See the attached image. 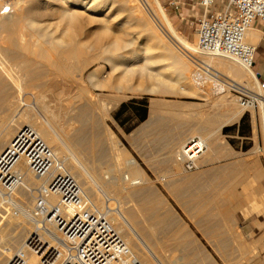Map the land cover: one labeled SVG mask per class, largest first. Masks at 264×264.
<instances>
[{"label": "bare ground", "instance_id": "obj_1", "mask_svg": "<svg viewBox=\"0 0 264 264\" xmlns=\"http://www.w3.org/2000/svg\"><path fill=\"white\" fill-rule=\"evenodd\" d=\"M94 1L90 3L88 0H11L8 5L12 7L6 6L8 7L7 10L0 12V28L6 32L3 43L5 45L1 44L3 40L0 43V264H8L11 257L17 252H23L27 264L37 263L38 257L29 251L25 243V240L30 237H34L36 242L44 244H54L56 241V230L49 224L41 225V219L36 216L35 212L38 197H42L48 206H56L58 204L57 196L46 194L49 184L58 175L71 178L79 189L81 198L98 211L106 214L115 231L128 246L133 259L142 264H157L155 261L156 253L154 254L156 250H153L154 252L150 250V252L145 248L146 246L140 245L130 226L131 223H137L135 213L142 210L136 200L145 194L144 188L150 181L145 173L146 171L138 165L135 158L126 149L116 147L118 140L115 139L113 133L103 122L108 107H105V102L104 104H99L102 98L94 99L88 89L79 86L80 88L73 96L75 102H67L69 104L63 106V102L68 101V98L58 97V89L53 90L54 87L56 88L53 80L57 75H60L59 73H74V56L76 55L77 57L80 53H83V49L88 46L94 51L89 56V59L93 60L92 62L99 57L105 61L112 62L111 73H106L103 66L96 67L89 72L87 78L94 87H104L102 84L105 82L112 84V87L117 90L139 94L152 91V86L155 84L159 85V87L173 84L179 90L187 88L185 91L193 88L198 90L200 87L198 88L195 85L196 83H193L195 81L203 89V85H205L203 84L205 83L203 81L204 75L197 68L192 70L190 64H187L182 55H180L182 53L188 58V53L195 52L196 41H189L183 34L177 32L158 0H131L133 4L129 8L136 10L138 8L137 4L145 5L144 7L159 24L157 28L179 53L174 51L170 45L165 44L166 42L162 36L159 37L154 31L153 34L157 36L159 42L163 43L164 46L160 47L157 42L154 46L149 45L147 47L148 42H145L141 43L137 48L132 46L133 42L129 39L124 45L122 44L128 47L127 53L117 51L120 49L121 44L114 39L107 42L103 41L99 44L95 43L94 45L80 42L81 40L76 39L74 35L68 34L64 38L50 36L49 32L55 30L56 26L53 29L54 26L52 27L49 25L50 23H46L47 19L57 14L56 17L58 19H64L68 23L74 18L77 20L85 17H88L91 21L93 17L86 12L95 13L98 11L99 8L95 6ZM4 7L3 4L0 5V11ZM118 27L123 30L127 27L126 22H121ZM125 33L130 35L129 32ZM257 34L259 35L260 32L257 33V30L248 27L243 35L244 43L253 46L257 42ZM145 37L148 40L147 36ZM45 45L50 48H48V52L51 49L55 51L54 58L48 57L49 54L47 56L44 54L46 49L43 47ZM33 46H38L39 50L35 51ZM155 49L157 53L153 51ZM154 53L157 56L153 55ZM35 56H41V58L51 61L48 65L52 66L53 69L48 68L47 65L44 67L42 64H36ZM198 56L199 59L201 57L202 61L206 63V66L212 67L220 74L223 73L229 76L228 80H226L227 82L223 81L221 77L220 79L223 82L215 84V89L218 92L212 94L211 89L210 92L213 96V101L210 102L211 107H215L222 102H228L225 94L229 89L238 90L253 97L256 80L252 73L236 60L226 56L205 53ZM87 59L86 56L77 59L75 68L80 70L81 66L86 65L84 63H86ZM162 59L170 60L174 67V73H176L175 77H167L168 79H166L162 73L153 69L156 64L152 63ZM225 88L226 92L223 94L225 96L218 97L219 93L225 91ZM48 93L53 94L60 101L55 108L50 107L45 101ZM119 99L121 97H118L116 101ZM80 101H85V104L80 103ZM156 104V102L150 103L148 109L149 118L144 125L154 124L157 119ZM258 104L260 121H262L261 124H263L264 129V100L260 99ZM40 111L45 113L46 117L44 119H39ZM232 112V109L219 112V120L206 119L205 122L202 120V116L207 115L205 110L197 111L198 116H200L199 121L193 128L191 127V135L196 134V136L192 137L190 135L189 138L186 137L187 139L180 141L176 147H173L174 149L171 152L173 160L170 161V164L173 167V173L182 174L181 180L179 179L180 184L175 183V179H168L169 176L167 177V175L163 174L158 175L157 180L167 182L165 186L170 191L180 185L185 187L191 183L195 176L186 173L184 165L187 164L193 168H198L202 161L211 157L214 149L213 145L216 146L214 144L215 141L212 142L213 140L211 141L205 137L207 132L205 134L203 132L206 130L214 131L215 129L212 128L217 127L220 123L219 121L222 122L221 118L233 115ZM62 114L67 117L64 122L60 120ZM238 115L237 113L231 116L232 120L238 119ZM87 122H89V127L85 129L87 125L85 127L84 125ZM143 128L147 127L144 126ZM135 137L134 139H136ZM102 146L103 150L101 149ZM142 146L144 150L139 151L138 155L145 163L151 166V162L155 158V152L146 148V145ZM168 154L170 155V153ZM116 157H119L124 163V166L122 165L123 167L120 169L116 166V162L115 166L117 169L108 162L109 159L116 160ZM157 157L156 162H158ZM170 159L167 160L169 161ZM166 169L169 171V168ZM253 170L255 179L258 180L263 174L262 170L258 166H255ZM166 171L164 170V172ZM171 172L172 170H170ZM188 186L186 189L189 191V200L200 204V207L196 209L184 208V212L195 214L200 211H208L209 213L217 208L215 202L212 203V201L204 199L207 196L206 193L197 187L191 190ZM150 196L149 203L161 201V198L159 199L153 194H150ZM254 199L256 203H263L264 191L259 190V192L255 193ZM178 201L180 202V200ZM209 206L211 207L208 208ZM230 214L227 212L225 215L215 216L214 214V216L198 217L194 223L204 225L209 222H220L224 225H230L234 222ZM144 218L148 222L150 230L156 224L167 225L172 220L168 209H165V213L162 216L150 214ZM185 235L184 233V237Z\"/></svg>", "mask_w": 264, "mask_h": 264}, {"label": "rangeland", "instance_id": "obj_2", "mask_svg": "<svg viewBox=\"0 0 264 264\" xmlns=\"http://www.w3.org/2000/svg\"><path fill=\"white\" fill-rule=\"evenodd\" d=\"M171 1L184 2L185 4L183 6L187 8L190 12H188L187 10L185 11L186 13H182L180 15L174 13ZM10 2L11 0H0V5L3 4L5 6L0 12H2L3 10H7V8L11 6L8 5ZM88 2L91 3L93 2V0H88ZM158 2L162 7L163 11L166 13L167 18L170 20L171 24L177 29V32L183 34L189 41L195 42L196 35L194 30L196 26V19L198 18L200 13L196 5V0H158ZM94 3L95 6L99 8L98 11H96L95 13H92L90 11L86 12L89 16L93 17L92 18L93 20L91 21L88 17H85L83 19H77V20L74 18V20H71L68 23V21L64 19H60V18L58 19V17H56L57 14L53 15L52 18L47 19L46 23L47 24L50 23L49 25L52 27L54 26L53 29L56 26L55 30L49 32L50 36L57 38H61V37L64 38V36L65 35L67 36L68 34L74 35L76 39L81 40L80 42L83 43L86 42L94 45L95 43L99 44L100 42L112 41L114 39V40H118L119 43L121 44L120 49H118L117 51L118 52L120 51L121 53H127L126 51H128V47H125L123 45L125 42L129 41V39L133 42L132 46L137 48L141 43H145V42L146 43L148 42L147 47H149V45L154 46L155 43L157 42L160 44V47L164 46L163 43L159 42L157 36L153 34L154 31V33H157L159 37L162 36L163 40L166 42L165 44L170 45V47H172L174 51L179 53V51H177L174 48V46L168 40H166V38L157 28V25L159 26V24L155 19H153V16L146 9V7H144L145 5L137 4L138 8H136L135 10L129 8V6L133 4L131 0H126V1L95 0ZM180 4L179 6H182V4L181 5ZM55 6L57 7V5ZM123 21L126 22L127 27L125 28L127 29L124 28L123 30H121L120 27L118 26ZM137 23H139V25H137ZM66 25L68 28L66 27ZM130 25L132 26L130 27ZM63 29L66 30V32H64ZM0 31H1L0 43L3 40L1 44L5 45L3 43L6 37L5 36L6 32L2 31L1 28ZM125 32H129L130 35L126 34ZM1 36L4 38H2ZM143 36L144 37L147 36L148 40L146 39V37L144 38ZM119 37L121 40L119 39ZM46 46L47 45L43 47L44 49H46L44 51V54L46 56L49 54L48 57L54 58L56 54L55 51L51 49V51L48 52L49 47L47 46L46 48ZM34 47L35 46H33V48ZM38 48L39 47L36 46L34 48L35 51H38L39 50ZM83 51H82L83 53H80L77 57L76 55L74 56V73L72 74L59 73L60 75L57 76L61 78L59 77L57 78V76L54 78L53 81H54V86H56V88L54 87L53 90L58 89L57 90L59 92L58 97L61 96L62 98H68L67 99L68 101L63 102V106L75 102L73 96L77 93L78 88L80 87L88 89L94 99L97 100L98 98H102V101L99 102V104L101 105L104 104L105 102V107H108L105 112L106 117L104 118L103 122L113 133L115 139L118 140V145L116 147H122L126 149V151L129 152L130 155L135 158V160L137 161L140 167H143V163L141 161V158L136 155V152L138 153L142 149L144 150V148H142L143 146L141 145L140 142L137 141L134 142L133 145L128 144L125 141L124 136L127 131H129L134 126L140 123L139 122L140 117L144 115L145 112L148 111L150 103L156 102L157 114L160 115V119L163 121L164 124H173L175 126H181L186 128H191V127L193 128L198 123L200 116H198L197 111L201 109L205 110V112L207 113L206 116L205 115L202 116L203 119L201 118L205 122L206 119L219 120L218 113L226 111L228 109L233 110L232 112L233 115L238 113L240 116L241 114H243L241 121H239V119L232 120L231 116L233 115H228L227 117L221 118L222 122L219 121L220 122L219 125H217V127L212 128L217 130L216 134L213 131H211V133H207L206 136L207 135L210 136V134H212V137L210 136L212 139H210L208 136L207 137L210 140H213L212 142H214L215 140L219 143L221 142L222 146L224 147V150L225 147L229 148L230 145L234 147H238V149L240 148L246 149V147H250V145H252L253 143V148H251V151L253 152L252 155L254 156L255 160H257L260 163L259 166H262L264 169V151H263L264 129H263V124H261L262 121H260L261 117L259 113V105L256 106L251 105L248 102L247 97L241 96V94L239 93L240 91L237 92L238 90L236 91L229 89L226 92V88H225V91H223L224 93L223 92L219 93L218 97L226 95L225 97H227L228 102H222L217 104L215 107H211L210 102L213 101L212 100L213 96L211 95V92H213L212 94H215L216 92H218V90L215 89V84L213 85V82L210 81H204L205 82L203 83L205 84L203 85V87L205 88V89L203 88L204 90L199 84H197V82L194 81L193 83L194 84L196 83L195 85L198 88L200 87L198 90H195L194 88L191 89L192 88L191 87L190 88L191 90L185 91L187 88L185 90H179L177 86L176 85L173 86V84H169V85L167 84L166 87H159V85L155 84L152 86V91L139 93V94H132L131 92L128 91L123 92L120 89L117 90L116 88L112 87V84L105 82L104 84H102L104 85V87H100V86L94 87L87 78L89 72H91L96 67L103 66L106 73H111L110 70H111L112 62L107 60L105 61L101 57L94 59V62H92L93 60L91 61V59H89V56L94 51L91 50V48L88 46L87 48H84ZM153 51L157 53L156 49ZM155 53L153 55L157 56V54ZM180 55H182V57L187 62V64H190L192 70L196 69V66L194 67V63L191 60H188V58L185 57L182 53H180ZM85 56L88 58L86 63H84L86 65L81 66L80 70H77L75 68V65H77L76 64L77 59ZM39 57L38 56L34 57L36 59V64H42V66L44 67H46L47 65L48 68L53 69L52 66L48 65L50 64L49 62L51 61L46 60L43 57L41 58V56ZM158 60L152 63V64H156V66H154L153 69L162 73L166 77V79H168L169 77L170 78L175 77L176 73H174V67L172 66L170 60L167 59L166 60L162 59L161 61ZM199 60H202L201 57ZM223 72L225 73V71ZM221 77L223 78V81H226L229 78L228 75L226 74L224 75L223 73L220 74V78ZM219 81L221 83L223 82L222 79H220ZM207 85L210 86L209 87L210 90ZM256 88H257V84L256 87L254 88V93L257 92ZM118 97H121V99L116 101ZM71 99L74 101H72ZM45 101L52 108L58 106V103L60 102L59 99L55 98L54 95L51 93H48V95L45 98ZM80 103L85 104V101L82 102L80 101ZM234 110L237 112H235ZM239 111L241 112L239 113ZM214 113H216V115H214ZM39 115H40L39 119L40 118L44 119L46 117L45 113L42 111L39 112ZM41 115H43L44 117ZM66 119L67 117L63 116V114L60 116V120L62 122H64ZM237 125L239 126L238 128L236 127ZM221 126H222V132L220 131ZM84 127L85 129L88 128L89 122H87V124H85ZM215 135H216V139L214 140ZM191 136L195 137L196 134H193ZM247 137H249V139ZM134 145L135 146L138 145V147H135ZM156 146L157 145L153 143L146 144V148L153 150L156 148ZM101 149L103 150V146L101 147ZM115 159L116 160L114 159L108 160V162H110V165L115 168L116 166L119 169L122 168L124 166V163H122L119 157L118 158L116 157ZM184 166L186 167V170L189 172L195 169L191 166H188L187 164ZM147 176L150 179V181L144 188L145 194L143 196H140V198H137L136 200L139 203V206L142 210L135 213L137 223L135 224L131 223L130 226L135 236L137 237L140 245H142L143 247L146 246L145 248L148 249L149 251L152 250V252L156 250L154 254L156 253L155 261L157 264H264V254H262L261 247H259L257 244L255 246L252 245L246 246L244 249L245 253H243L242 255H238L237 244L235 242L236 238L232 236V233L228 236H224L222 234L224 227L221 225L222 223L209 222L204 225L203 224L197 225L196 223H194L195 220L198 219V217L200 218L209 215L214 216V214L215 216H218L220 214L222 215L227 214L225 212V209L226 208L230 209L231 205H233L234 202H235L234 205L236 204L237 198L235 196L236 191L234 189L233 190L229 189L228 190L229 192L224 191L223 193L221 192L219 194L216 192L214 196H206L204 199L212 201V203L215 202L217 204L216 206L218 209L216 208L213 212H209V213L208 211H203V212L200 211L197 212L198 213L197 215V213L194 214V213H190V212L188 213L182 211V209L184 208L196 209L200 207L199 206L200 204L191 202L189 200V196H188L189 191L187 189H184L182 187L183 185H180L178 188L170 191L165 186L167 182L161 180H153L151 173H148ZM175 183L180 184V182H175ZM150 194H153L155 197L157 196V198L159 199L161 198L160 199L161 201L149 203V200L151 199V196L149 197ZM178 200H180V202ZM253 204L254 207L252 208V211L256 213L264 214L263 213L264 203L263 204L261 202L256 203L255 201ZM210 207L211 206H209L208 208ZM165 209H168L169 215L171 216L172 220L170 221V223H168L167 225L156 224L152 226V230H150L151 228L148 226V222H146L144 217L150 214L162 216V214L164 215L165 213ZM141 215L143 216L142 219H141ZM230 215H236V214L231 213ZM184 233L186 234L185 237H184ZM155 234L158 236H156ZM184 242H186L187 244ZM151 244L153 245L155 244V246Z\"/></svg>", "mask_w": 264, "mask_h": 264}, {"label": "built area", "instance_id": "obj_3", "mask_svg": "<svg viewBox=\"0 0 264 264\" xmlns=\"http://www.w3.org/2000/svg\"><path fill=\"white\" fill-rule=\"evenodd\" d=\"M196 4L202 12L194 30L196 49L188 53V59L204 75L203 81L214 84L221 83L220 73L206 66L198 55L205 53L236 60L252 73L257 92L250 97L236 91L247 97L251 105H259V100H264V80L253 70L254 47L244 43L243 35L253 21L264 20V0H221V6L216 0H196ZM46 194L57 196L58 204L48 206L38 197L35 213L41 225H51L57 235L54 244L36 242L34 237L25 240L29 251L38 257L35 264H142L133 259L106 214L81 198L71 178L58 175ZM8 264H27V261L23 252H17Z\"/></svg>", "mask_w": 264, "mask_h": 264}, {"label": "crops", "instance_id": "obj_4", "mask_svg": "<svg viewBox=\"0 0 264 264\" xmlns=\"http://www.w3.org/2000/svg\"><path fill=\"white\" fill-rule=\"evenodd\" d=\"M180 3L182 4V6H179ZM171 4L173 6L174 13H177L179 15L182 13H186L185 11L188 10L183 6L185 4L184 2L171 1ZM216 4H219V6H221V0H216ZM197 7L200 11V15L202 9L198 5ZM215 10L216 7H213L212 11ZM188 12L190 11L188 10ZM250 27L254 30H257V33L260 32L259 35L257 34V42L253 45V70L258 74L260 80H264V20H255L252 22ZM148 111L140 117L139 124L126 132L124 139L130 145H133V143L136 141L140 142L141 145H146L148 143L156 144V148L154 150L152 149L155 152V159L154 161H152L153 163L151 162V166H149V164L145 163L141 159L143 163L142 169L146 171L145 173L147 175L148 173H151L153 180H157V176L163 174L167 175V177L169 176L170 178L168 177V179H175V182H180L182 174L173 173V167L170 164V161L173 160L171 152L174 149L173 147H176L180 141L189 138L192 133V128L175 126L173 124H164L160 119L159 114H157V119L155 120L154 124L144 125V123L149 118ZM242 115L243 114H241L240 116L238 115L239 121L242 120ZM238 125L236 126L237 128L239 127ZM144 126L147 128L144 129ZM208 131L209 130L204 131L203 134H205L206 132L208 133ZM211 131L213 130H210L209 133H211ZM220 131L222 132V127H220ZM216 132L217 130H215V134ZM133 136L136 139H134ZM210 136L208 137L212 139V136ZM247 138L249 139V137ZM215 139L216 135L214 137V140ZM216 142L217 141L215 140L214 144H216V146L213 145L214 149L211 157L205 159V161H202L201 164H199L198 168H195L193 171L189 172L185 170L186 173L193 174L195 176L192 182L189 183L190 185L188 184L189 186H187L191 190L197 187L199 190H202L204 193H206L207 196H214L216 192L223 193L224 191H228L229 189H234L236 191L235 196L237 198L236 204L234 205V202L233 205H231L230 209H225V212L232 214L234 213L236 215H231V217L234 219V222L232 224H221L222 226H224L222 234L224 236H228L232 233V236L236 238L235 242L237 244L238 255H242L243 253H245L244 249L246 246H255L256 244L261 247V252L262 254H264V214L252 211V208L254 207V204L252 203L255 202V193L259 192V190L264 191V169L262 166H259L260 163L255 160L254 156L252 155L253 152L251 151V148H253V143L252 145H250V147H246V149H238V147L230 145L229 148L225 147L224 150L221 142ZM135 147H138V145H136ZM168 153H170V155ZM136 155L139 156L137 152ZM156 157L158 158V162H156ZM167 159L170 160L168 161ZM154 162H156L155 165H153ZM158 163H160L161 165ZM163 164L165 165L164 167ZM255 166L260 167L263 173L258 180L255 179L253 170ZM150 167H152L153 169ZM166 168H169V171ZM164 170H167L168 172H164ZM170 170H172L171 173ZM187 186L182 187L186 189Z\"/></svg>", "mask_w": 264, "mask_h": 264}]
</instances>
